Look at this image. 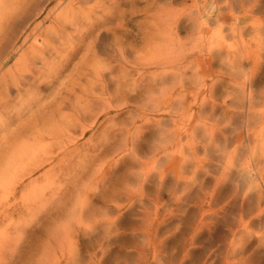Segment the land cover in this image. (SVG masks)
<instances>
[{
    "label": "rangeland",
    "instance_id": "rangeland-1",
    "mask_svg": "<svg viewBox=\"0 0 264 264\" xmlns=\"http://www.w3.org/2000/svg\"><path fill=\"white\" fill-rule=\"evenodd\" d=\"M192 1L162 0L161 4L169 2L180 8L183 2L189 3L193 17L201 14L204 33L200 40L205 45L199 50L203 49L205 58L209 57L211 47L213 52L223 55V59H216L212 64L214 71L211 72L217 76L210 73L208 60L193 58L189 75L195 77L186 85L176 82L175 77L154 90V100L140 106L131 102L109 105L110 112L99 117L77 146L82 153L94 156L103 144L105 149L123 143L125 149L109 152L96 167L89 164L73 171L54 187L58 191L56 195L51 196L53 184L48 178H53L57 170L34 182L36 186L45 184L47 203L41 210L39 223L22 225L20 230L14 224L8 229L7 235L13 243L20 233L17 249L8 264H51L56 258L57 264H264V123L261 122L264 119V0ZM111 3L112 0H105L104 4L109 7ZM100 9L96 8L93 20L100 17ZM143 17L139 13L133 22ZM51 23L49 18L45 22L48 26ZM77 42L73 31L60 56L66 50L71 52L75 45L77 48ZM228 55L236 58L237 66H231ZM81 57V51L75 53L74 60L58 80L51 83L49 77H44L33 86L36 90L33 97L39 96L38 105L46 107L40 112L36 104L24 112L20 121L26 122L27 118L33 125L28 134L34 130L38 138L44 132L40 124L45 123L47 108L52 110L55 103L71 100L79 110L86 108L84 99L87 98L81 97L78 101L74 95V91L83 94L81 87L85 85L84 79L78 77V83L74 79L73 65ZM14 58L10 54L0 71L11 65ZM100 58L104 55L100 54ZM63 59L55 62L61 67L67 62ZM204 78L206 85H203ZM59 82L64 84L60 86ZM138 94L143 98L148 96L144 91ZM248 94L253 96L252 107ZM27 103L25 96L16 106L17 110ZM102 108L98 104L87 107L91 114ZM71 113L72 107L66 105L61 117ZM134 121L140 130L129 135L125 143L118 128L135 129ZM101 163L105 178L102 183H91ZM54 164L42 166L25 183ZM19 172L12 169L6 182L1 181L0 199L8 189L12 190ZM23 202L18 194L3 208L18 207ZM14 219L20 221L18 215ZM109 219L111 224L107 230L105 221ZM4 228L5 225H0L1 233ZM62 232L69 233V237L63 234L62 238L65 241L70 238L75 250L68 241L59 246L58 234ZM11 249L13 246L8 250L7 246H1L3 253H0L7 258Z\"/></svg>",
    "mask_w": 264,
    "mask_h": 264
},
{
    "label": "bare ground",
    "instance_id": "bare-ground-1",
    "mask_svg": "<svg viewBox=\"0 0 264 264\" xmlns=\"http://www.w3.org/2000/svg\"><path fill=\"white\" fill-rule=\"evenodd\" d=\"M161 1L112 0L111 5L106 7L105 0H0V67L10 54L15 56L11 65L0 71V116L5 115L4 119L0 118V134L5 132L0 139V148L2 147V151H0V184L1 181L6 182L5 178H8L9 171L12 169L21 170L12 190L8 189L4 198L0 199V225H5L3 232H0V247L7 246L8 250L9 247L13 246L9 258L7 257L8 253L5 252L6 249L4 252L7 258L4 257L5 254H2L3 250H1L0 256L5 259H0V264H8L17 249V240L20 233L18 232V236L13 243L7 235L10 232L8 229H12L14 224L20 230L19 227L22 225L29 226L33 223H39L41 210L45 208L47 203L46 193L48 195V191L44 190L45 184L36 186L33 184L34 182H37L40 177L49 172L57 170L53 178H48L51 185L53 184L52 190L50 188L51 196L56 195L57 190L54 187H57L65 178H68L73 171L75 172L81 166H88L89 164L96 167L95 164L101 161L103 156H106L109 152H120L122 148V151L125 149L123 143L116 148L108 146L109 148L105 149L103 144L100 152L94 156V154L82 153L79 146H77L79 139L83 138L86 132L92 129L99 117L110 112L109 105L115 103L116 106H119V104L131 102L140 106L148 100H154L156 95L153 94L154 90L160 85L170 82V79L176 77L174 80L182 85L192 81L195 76L193 74L189 75V63L193 58H195V61L208 60L211 65L210 73H213L211 70L214 71L213 62L216 59H223L222 53L213 52L211 46V49H208L210 51L207 58L204 57V53L201 51L203 49L199 50L202 44L205 45L200 40L204 33V24L200 21L201 14L193 17V13L188 7L189 3L183 2L184 4H180V8H176L177 6L174 7L173 3L168 2L165 5L161 4ZM192 2L195 3L196 1ZM96 8H101L100 13H102L100 17L98 16L96 20H93ZM139 13L144 16L143 19L139 22H133ZM48 18L52 22L49 26L45 24ZM73 31L76 32L79 40L77 48L75 45L71 52L66 50V54L60 56L68 43V37L71 36ZM80 51L82 57L79 62H75L73 65L76 71L74 79L77 83L78 77L84 79L86 86L81 87L83 94L80 95V93L77 94L74 91V95L77 100L78 98L80 100L81 97L83 99L84 97L87 98V100L84 99L87 102H85L86 108L83 106L84 110H79V106L71 100H68L69 103L64 104L55 103L52 110L51 107L47 108L45 123L40 124L44 132L40 133L38 138L34 130L31 134H28L30 127H33V125L30 119L27 120V118L26 122L20 121L24 112L28 108H33L36 104L38 111L46 107L45 104L38 105L39 96L33 97L36 93L33 86L44 77H49L48 81L51 83L56 79L58 80L63 70L69 67L74 60L75 53ZM100 54L104 55L103 59L100 58ZM61 57L67 59V62L60 67V64H57L55 60ZM227 58L231 61V66H237L234 56L228 55ZM215 76L217 75L215 74ZM59 84L61 86L64 83L59 82ZM203 85H206L205 78L203 79ZM143 91L148 92V96L143 98L138 94ZM131 92L136 94L133 95ZM25 96L28 97L27 105L17 110L16 106L21 100H24ZM249 98V105L252 107V94L249 95ZM94 104H98V107L102 105L103 108L101 111L91 114L87 107L89 108ZM66 105L72 107V113L67 117H61L62 110ZM249 116L251 117L250 110ZM41 120H43V117ZM136 122L134 121L135 129L126 126L118 128V131L124 135L125 143L129 135L132 136V133L139 132L140 129ZM261 122L264 123V119ZM53 162L55 164L52 168L25 183V179L34 175L42 166ZM113 163L116 164V162ZM101 165L102 163L98 165L99 170H96L95 175H93L95 179H91V183H102L105 178L102 172L103 166L100 167ZM107 173L106 175H108ZM260 175L263 178V172H260ZM74 182L76 183V179ZM70 184L72 185V183ZM64 185L66 186V184ZM81 187L84 186L81 185ZM40 190L43 191L40 192ZM18 194L24 200L22 205L14 208H11V206L3 208L12 196L15 198ZM84 194L83 192L82 195ZM77 204L81 205L80 202ZM77 204H75L76 208L78 207ZM79 211L84 212V210ZM17 215L20 221L15 222L14 218ZM76 215L79 217L78 214ZM81 215L83 216V214ZM75 221L77 220L75 219ZM67 224V227H69L70 223ZM105 224L107 227L111 224V220H106ZM63 229L65 230V228ZM106 229L110 228L107 227ZM62 235L68 236L69 233L62 232V234H58L59 246H63L68 241L71 249L75 250V247H72V244L75 245V243L70 238L65 241ZM56 260L57 258L52 260L51 264H57Z\"/></svg>",
    "mask_w": 264,
    "mask_h": 264
}]
</instances>
